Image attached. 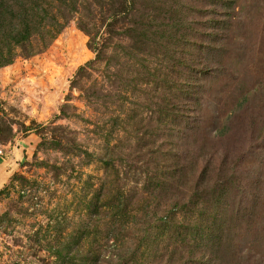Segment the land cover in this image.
Segmentation results:
<instances>
[{"label": "rangeland", "instance_id": "374dc122", "mask_svg": "<svg viewBox=\"0 0 264 264\" xmlns=\"http://www.w3.org/2000/svg\"><path fill=\"white\" fill-rule=\"evenodd\" d=\"M10 1L0 264H264V0Z\"/></svg>", "mask_w": 264, "mask_h": 264}, {"label": "trees", "instance_id": "16d2710c", "mask_svg": "<svg viewBox=\"0 0 264 264\" xmlns=\"http://www.w3.org/2000/svg\"><path fill=\"white\" fill-rule=\"evenodd\" d=\"M20 7L23 8V6H20ZM12 8L15 9V6L12 5L10 0H0V28L3 27L1 25L2 23H4L5 26L8 23V26H6L7 31L4 34L9 35L13 39H17V37L20 36V32L18 31L19 27H17L16 20L8 19L10 21V24H9V21L7 20V13H10ZM27 12H28V10H27ZM5 15H6V18H4ZM24 15H25V11H24ZM1 17H3L4 19H2ZM20 20H21V23L25 25V29L30 26L31 22L29 20V15L25 16V20H23V19H20ZM4 34L2 33L0 36H2ZM26 35H27V32H25V40H26ZM18 45L20 47H22V49H25V50H31V49H34V47H35V46L32 47L31 44H27V43H25V45L23 43H18ZM25 53H27V52L25 51ZM9 59H10V56L8 54L6 56L0 55V62H8ZM220 129L221 130H218L219 135L226 133V131H225L226 126H221ZM158 212H160V211L158 210Z\"/></svg>", "mask_w": 264, "mask_h": 264}]
</instances>
